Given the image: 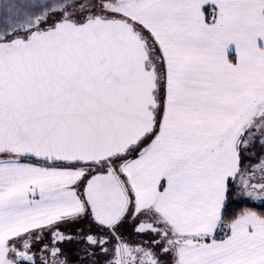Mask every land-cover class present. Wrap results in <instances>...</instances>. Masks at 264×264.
<instances>
[{
    "label": "snow or ice",
    "instance_id": "snow-or-ice-1",
    "mask_svg": "<svg viewBox=\"0 0 264 264\" xmlns=\"http://www.w3.org/2000/svg\"><path fill=\"white\" fill-rule=\"evenodd\" d=\"M0 264H264V0H0Z\"/></svg>",
    "mask_w": 264,
    "mask_h": 264
}]
</instances>
